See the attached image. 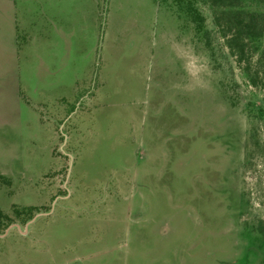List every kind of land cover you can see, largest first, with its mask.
<instances>
[{
    "label": "rangeland",
    "instance_id": "rangeland-1",
    "mask_svg": "<svg viewBox=\"0 0 264 264\" xmlns=\"http://www.w3.org/2000/svg\"><path fill=\"white\" fill-rule=\"evenodd\" d=\"M24 3L64 72L0 91V264H264L262 39L237 63L208 3L202 34L169 0Z\"/></svg>",
    "mask_w": 264,
    "mask_h": 264
},
{
    "label": "crops",
    "instance_id": "crops-1",
    "mask_svg": "<svg viewBox=\"0 0 264 264\" xmlns=\"http://www.w3.org/2000/svg\"><path fill=\"white\" fill-rule=\"evenodd\" d=\"M24 2L25 0H20L21 17L17 24L14 0H0V91L4 95V102H8L13 108L15 104L11 102L16 101L17 93L22 88L21 92L28 93L33 89L37 90V94L55 103L54 100L59 95L54 93L58 89L47 91L48 86L52 85V89L57 87V73L61 70V76L64 72V59L57 54L60 41L62 54L66 48L65 38L59 33L62 24L59 20L55 22L40 17L37 21L32 19L28 26L25 21L27 12H24ZM20 33L22 40L18 41ZM55 54L57 55L54 56ZM46 77L52 78L49 83L44 79Z\"/></svg>",
    "mask_w": 264,
    "mask_h": 264
},
{
    "label": "trees",
    "instance_id": "trees-1",
    "mask_svg": "<svg viewBox=\"0 0 264 264\" xmlns=\"http://www.w3.org/2000/svg\"><path fill=\"white\" fill-rule=\"evenodd\" d=\"M252 1L169 0V3L176 8V11L182 12L193 24L194 30L201 34L204 32L202 27L203 16L198 7L200 3L215 6L216 9L212 12L211 22L220 34L230 55L239 63L243 50H249V46L259 38L262 39L261 52L264 53V24L262 18L256 17L258 13L247 7Z\"/></svg>",
    "mask_w": 264,
    "mask_h": 264
}]
</instances>
